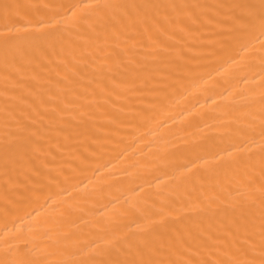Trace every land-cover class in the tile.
Wrapping results in <instances>:
<instances>
[{
    "label": "bare ground",
    "instance_id": "bare-ground-1",
    "mask_svg": "<svg viewBox=\"0 0 264 264\" xmlns=\"http://www.w3.org/2000/svg\"><path fill=\"white\" fill-rule=\"evenodd\" d=\"M0 264H264V0H0Z\"/></svg>",
    "mask_w": 264,
    "mask_h": 264
}]
</instances>
